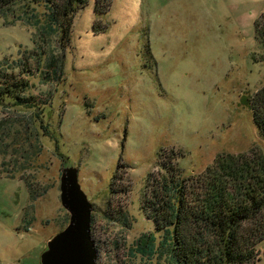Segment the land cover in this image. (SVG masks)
Listing matches in <instances>:
<instances>
[{"label":"rangeland","instance_id":"374dc122","mask_svg":"<svg viewBox=\"0 0 264 264\" xmlns=\"http://www.w3.org/2000/svg\"><path fill=\"white\" fill-rule=\"evenodd\" d=\"M94 2L75 14L69 43L56 35L49 46L20 7L0 14V62L34 49L64 61L58 81L31 77L26 92L44 108L0 106V264H40L69 219L60 178L70 161L93 205L96 264H145L130 248L154 230L140 197L159 149L180 151L186 175L222 152L264 154L246 104L264 84V0H112L102 14Z\"/></svg>","mask_w":264,"mask_h":264},{"label":"trees","instance_id":"16d2710c","mask_svg":"<svg viewBox=\"0 0 264 264\" xmlns=\"http://www.w3.org/2000/svg\"><path fill=\"white\" fill-rule=\"evenodd\" d=\"M94 1V12L102 14L112 0L106 6L107 0ZM40 4L45 6L42 19L36 13ZM86 4L87 0H0V14L20 7L19 18L36 29L39 45L49 46L56 35L63 43L71 41L75 14ZM255 37L264 60V12L255 22ZM63 67V56L37 49L0 62V106L44 108L45 100L26 92L31 77L58 81ZM246 104L264 137V84ZM182 156L173 148L157 152L156 169L146 176L140 197L142 212L154 230L141 234L130 253L145 264L153 259L162 264H256L264 242L263 152L256 147L222 152L203 172L188 175L178 164ZM38 196L30 189L33 201Z\"/></svg>","mask_w":264,"mask_h":264},{"label":"water","instance_id":"95a60500","mask_svg":"<svg viewBox=\"0 0 264 264\" xmlns=\"http://www.w3.org/2000/svg\"><path fill=\"white\" fill-rule=\"evenodd\" d=\"M60 198L67 224L46 242L40 264H96L98 249L91 232L93 205L78 180L72 161L61 169Z\"/></svg>","mask_w":264,"mask_h":264}]
</instances>
